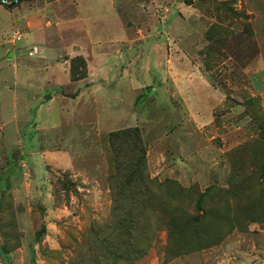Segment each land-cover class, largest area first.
<instances>
[{
    "label": "rangeland",
    "instance_id": "rangeland-1",
    "mask_svg": "<svg viewBox=\"0 0 264 264\" xmlns=\"http://www.w3.org/2000/svg\"><path fill=\"white\" fill-rule=\"evenodd\" d=\"M133 129L148 190L118 166ZM0 246L264 264V0L0 3Z\"/></svg>",
    "mask_w": 264,
    "mask_h": 264
},
{
    "label": "trees",
    "instance_id": "trees-1",
    "mask_svg": "<svg viewBox=\"0 0 264 264\" xmlns=\"http://www.w3.org/2000/svg\"><path fill=\"white\" fill-rule=\"evenodd\" d=\"M11 1V0H8ZM23 0H20V2ZM81 62L83 64L82 69L78 68L76 63ZM72 80L78 81L87 77V66L83 57H77L72 60V70H71ZM125 135L129 141V145L125 150V154L128 155V160L126 162L119 163V170H122L127 177V180L134 188L138 185V182H143L144 190H148L149 180L146 176H141V170L144 166V149L141 145L140 134L137 129H133L125 132ZM130 142L133 146L130 145ZM140 143V147L137 144ZM141 148V149H140ZM175 186V185H174ZM136 196V193L134 194ZM133 196V197H134ZM11 251L5 246H0V257L5 260L6 263L10 261Z\"/></svg>",
    "mask_w": 264,
    "mask_h": 264
},
{
    "label": "water",
    "instance_id": "water-1",
    "mask_svg": "<svg viewBox=\"0 0 264 264\" xmlns=\"http://www.w3.org/2000/svg\"><path fill=\"white\" fill-rule=\"evenodd\" d=\"M20 0H13L12 2H9L8 0H0V3L6 4L8 7H15Z\"/></svg>",
    "mask_w": 264,
    "mask_h": 264
}]
</instances>
